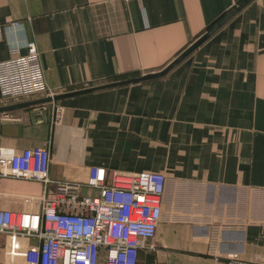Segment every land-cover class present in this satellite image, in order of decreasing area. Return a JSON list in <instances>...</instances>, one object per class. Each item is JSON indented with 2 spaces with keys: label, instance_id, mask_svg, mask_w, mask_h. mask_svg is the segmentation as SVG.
<instances>
[{
  "label": "crops",
  "instance_id": "1",
  "mask_svg": "<svg viewBox=\"0 0 264 264\" xmlns=\"http://www.w3.org/2000/svg\"><path fill=\"white\" fill-rule=\"evenodd\" d=\"M243 1L0 0V62L34 42L54 97L0 113V146L47 148L55 181L85 182L91 167L163 174L162 218L137 264H264V0L164 77L97 89L160 72ZM42 193L0 179V209L33 211ZM38 244L0 234V264H26Z\"/></svg>",
  "mask_w": 264,
  "mask_h": 264
},
{
  "label": "built area",
  "instance_id": "2",
  "mask_svg": "<svg viewBox=\"0 0 264 264\" xmlns=\"http://www.w3.org/2000/svg\"><path fill=\"white\" fill-rule=\"evenodd\" d=\"M26 54L14 52L0 62V98L20 100L51 98L34 42ZM55 107L54 124L64 110ZM37 124H43L39 119ZM47 148L15 151L0 146V179L15 178L43 186L38 208L30 212L0 209V234L9 238L36 239L26 264H137L139 253L151 249L162 218L166 177L158 172L136 175L91 167L85 182L55 181L49 176ZM96 190L86 195L83 188ZM217 264H258L235 258Z\"/></svg>",
  "mask_w": 264,
  "mask_h": 264
},
{
  "label": "water",
  "instance_id": "3",
  "mask_svg": "<svg viewBox=\"0 0 264 264\" xmlns=\"http://www.w3.org/2000/svg\"><path fill=\"white\" fill-rule=\"evenodd\" d=\"M252 0H244L234 11L228 14L223 20H221L216 26H214L211 30H209L206 34L201 36L196 42H194L189 48H187L182 54H180L173 62H171L166 68L157 73L147 74L141 78H136L132 80H128L121 83H115L108 86H103L97 89H103L107 87H113L124 84H138L143 81L158 79L167 75L170 71H172L175 67H177L186 57L192 54L198 47H200L207 39L210 38L212 34H214L221 26H223L228 20H230L234 15H236L239 11H241L249 2ZM57 99V98H55ZM52 101L51 98L40 99L36 101L21 103L17 105L7 106L4 108H0V113L2 112H10L15 109L24 108L33 105L45 104Z\"/></svg>",
  "mask_w": 264,
  "mask_h": 264
}]
</instances>
